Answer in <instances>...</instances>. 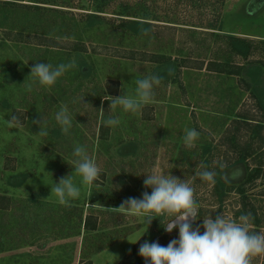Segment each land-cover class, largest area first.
I'll return each mask as SVG.
<instances>
[{
    "label": "rangeland",
    "instance_id": "1",
    "mask_svg": "<svg viewBox=\"0 0 264 264\" xmlns=\"http://www.w3.org/2000/svg\"><path fill=\"white\" fill-rule=\"evenodd\" d=\"M8 1L0 0V264H145L141 244L178 239V229L162 228L168 217L148 226L92 204L119 207L150 194L143 181L153 170L194 187L201 219L193 227L210 214L238 220L250 213L251 230L264 232V0H105L99 9L95 0ZM125 8L151 23L149 35L123 30L120 21L133 20L118 16ZM89 14L101 22L87 26ZM231 40L247 44L248 54L233 52ZM160 54L176 68L154 87V99L137 113L109 109L102 98L134 95L135 80L151 75ZM73 59L76 67L54 86L27 79L35 63ZM214 64L260 72L251 82ZM62 105L75 117L68 134L55 120ZM12 115L18 123L8 128L3 121ZM40 116L43 137L33 123ZM110 116L120 124L105 126ZM185 129L200 133L194 147L184 144ZM76 145L86 147L101 175L61 205L48 197L50 185L71 173L66 161L75 159ZM201 163L215 177L222 172L231 189L195 176ZM246 169H259V178L240 194ZM85 217L94 230L83 227ZM253 264H264V256Z\"/></svg>",
    "mask_w": 264,
    "mask_h": 264
},
{
    "label": "clouds",
    "instance_id": "2",
    "mask_svg": "<svg viewBox=\"0 0 264 264\" xmlns=\"http://www.w3.org/2000/svg\"><path fill=\"white\" fill-rule=\"evenodd\" d=\"M75 67L74 59L55 67L52 64L39 62L31 67L27 79L31 78L40 86L51 87L66 72ZM160 83L159 76H145L135 80L134 95L122 94L117 97L109 96L110 99H102L110 102L109 109L115 110L119 106L124 112L137 113L154 99V87ZM27 90H32L31 84L28 85ZM83 100L84 98L81 103L84 106L89 105L83 103ZM98 111L103 115V108ZM74 119L75 117L71 115L66 105H62L55 114V120L60 125L63 134L69 133ZM3 122L8 128H13L17 125L18 118L12 115L10 119ZM102 122L105 126H117L120 124V119L110 116ZM33 123L39 127L38 136L48 135L41 116ZM199 136L200 133L195 129H185L184 144L194 147V142ZM72 155L75 159L70 162L66 161L68 165L73 166L71 173L50 185L51 194L48 197L54 196L61 205L79 198L81 186L90 188L101 175V168L95 158L89 155L85 146L76 145ZM199 168L202 170L197 171L195 176L214 182L215 173L213 171L208 170L203 163L199 165ZM144 176L146 178L143 185L146 189H151L150 194L144 191L142 198L129 197L119 207H104L99 203L92 204V206L140 218L145 220L148 226L154 219L168 217L162 228L167 233L178 229V239H172L167 246H162L159 242L149 243L148 241L141 244L139 255L144 258L145 264H253L254 258L264 256V232L251 230L250 213L241 215L238 220L227 218L223 213H218L215 218L210 214L202 218V224L193 227V224L201 219L198 218L199 204L195 198L194 187L188 181L170 172L165 174L162 171L153 170ZM75 177H79V186ZM142 236L133 242L128 241L135 244Z\"/></svg>",
    "mask_w": 264,
    "mask_h": 264
},
{
    "label": "trees",
    "instance_id": "3",
    "mask_svg": "<svg viewBox=\"0 0 264 264\" xmlns=\"http://www.w3.org/2000/svg\"><path fill=\"white\" fill-rule=\"evenodd\" d=\"M105 0H95V7L94 9H99V7L103 4ZM16 0H9L6 3H9L10 5H14ZM33 10H40L45 8H38V6H35L32 8ZM55 12V11H54ZM57 12V11H56ZM95 13H100V11L96 10ZM61 13V12H59ZM92 17H90L89 20H87V26H95L96 24L100 23L101 21L98 20V17H101L96 14H89ZM119 17H132L128 16L126 12V8L122 9L118 12ZM133 20H127L122 19L120 21V26L125 30L128 34L134 36V37H145L151 33V23L147 22L146 18H138V17H132ZM230 48L233 52H235L237 55L240 56H246L249 51V46L245 44L242 41L239 40H231L230 42ZM156 61H152L155 63V66L152 69L151 75H156L161 78V80L168 79V77L173 73L174 69L176 68V65L173 62H170L169 58H166L163 55H158L156 58H154ZM226 64V63H225ZM175 65V66H174ZM222 66V67H221ZM240 67V68H238ZM236 68V71L238 70V73H242L243 76H245L248 80L255 81L257 76L259 75L260 69L257 66H238ZM213 70H218L219 72H224L227 74H233L237 73L233 70H226V65H219L214 64L212 67ZM225 69V70H224ZM212 70V71H213ZM222 172H220L221 174ZM220 174L216 175L215 177V183L217 184V190L221 191V187H226L228 190H230L231 185L224 183L220 179ZM259 178V169L248 171L246 169L245 177L241 183H238L237 185V193L242 194L246 188L252 187L254 182ZM83 227L86 229L94 230L95 226L94 223H92L89 220V217H85V220L83 222ZM203 232V230L201 231Z\"/></svg>",
    "mask_w": 264,
    "mask_h": 264
}]
</instances>
